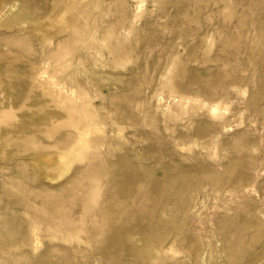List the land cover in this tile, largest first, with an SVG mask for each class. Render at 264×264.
<instances>
[{
    "label": "rangeland",
    "instance_id": "obj_1",
    "mask_svg": "<svg viewBox=\"0 0 264 264\" xmlns=\"http://www.w3.org/2000/svg\"><path fill=\"white\" fill-rule=\"evenodd\" d=\"M0 264H264V0H0Z\"/></svg>",
    "mask_w": 264,
    "mask_h": 264
},
{
    "label": "bare ground",
    "instance_id": "obj_2",
    "mask_svg": "<svg viewBox=\"0 0 264 264\" xmlns=\"http://www.w3.org/2000/svg\"><path fill=\"white\" fill-rule=\"evenodd\" d=\"M215 108V107H214ZM214 110V109H213ZM81 196V195H80Z\"/></svg>",
    "mask_w": 264,
    "mask_h": 264
}]
</instances>
